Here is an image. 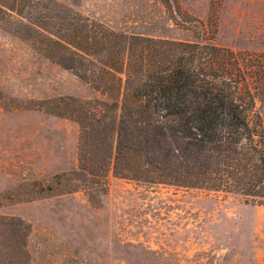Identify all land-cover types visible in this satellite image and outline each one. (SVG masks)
<instances>
[{
	"label": "rangeland",
	"instance_id": "374dc122",
	"mask_svg": "<svg viewBox=\"0 0 264 264\" xmlns=\"http://www.w3.org/2000/svg\"><path fill=\"white\" fill-rule=\"evenodd\" d=\"M58 1L117 29L175 39H194L202 20L217 44L264 52V0ZM63 96L99 94L0 29V215L30 224V264H264L263 205L112 172L105 193L86 187L79 124L41 109ZM34 181L73 191L28 199Z\"/></svg>",
	"mask_w": 264,
	"mask_h": 264
},
{
	"label": "trees",
	"instance_id": "16d2710c",
	"mask_svg": "<svg viewBox=\"0 0 264 264\" xmlns=\"http://www.w3.org/2000/svg\"><path fill=\"white\" fill-rule=\"evenodd\" d=\"M198 22L194 39H175L117 29L58 0H0V29L99 94L41 103L79 124L78 174L93 192L105 193L112 172L264 206V52L219 45ZM37 184L28 199L73 191ZM0 225V264H30V224L0 215Z\"/></svg>",
	"mask_w": 264,
	"mask_h": 264
}]
</instances>
